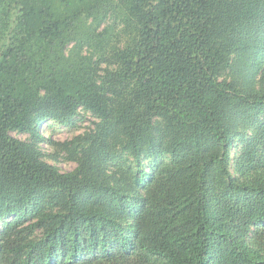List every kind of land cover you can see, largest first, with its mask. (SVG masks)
I'll use <instances>...</instances> for the list:
<instances>
[{"label": "trees", "instance_id": "trees-1", "mask_svg": "<svg viewBox=\"0 0 264 264\" xmlns=\"http://www.w3.org/2000/svg\"><path fill=\"white\" fill-rule=\"evenodd\" d=\"M0 225V264H264V0H0Z\"/></svg>", "mask_w": 264, "mask_h": 264}, {"label": "rangeland", "instance_id": "rangeland-1", "mask_svg": "<svg viewBox=\"0 0 264 264\" xmlns=\"http://www.w3.org/2000/svg\"><path fill=\"white\" fill-rule=\"evenodd\" d=\"M107 25L110 26L108 31L110 33V43L115 46L123 45L128 39L127 28L123 22V18L119 17L116 13L108 12L103 22H101L100 29ZM96 121V118L90 112L80 109L69 122L60 123L55 120L43 122L39 130L45 138V142L41 144V148L47 154L46 161L56 165L63 172L72 170L76 166V162L71 160L57 143L70 141L76 135L91 131L94 129ZM11 135L19 139H26L28 137L27 134L15 131H12ZM49 140L51 141L50 143ZM131 157L130 155L128 159H131Z\"/></svg>", "mask_w": 264, "mask_h": 264}]
</instances>
